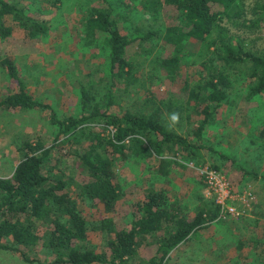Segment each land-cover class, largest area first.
I'll return each mask as SVG.
<instances>
[{"label": "rangeland", "instance_id": "rangeland-1", "mask_svg": "<svg viewBox=\"0 0 264 264\" xmlns=\"http://www.w3.org/2000/svg\"><path fill=\"white\" fill-rule=\"evenodd\" d=\"M3 1L20 11L22 18L32 19L43 28L37 32L6 16L4 27L9 33L0 34V60L13 61L25 90L42 107H7L6 100L17 93V85L0 65V178L13 174L24 140L46 147L52 144L57 131L50 123V111L62 120L88 116L94 106L100 111L104 109L108 92L107 51L101 38L85 36L84 25L92 9L110 7L111 18L122 34L129 38L153 34L149 40L127 48L125 56L134 69L126 84L123 79L117 81L113 89L116 105L111 112L154 119L187 143L162 154L171 162L167 176L158 172L159 158L147 155L139 147L127 148L124 156L115 155L113 173L119 186V200L111 213L104 211L102 203L81 201L76 195V186L86 178L73 155L88 144L84 137L58 142L43 172L56 176L61 170L72 176L70 193L82 215L90 221L111 218L117 230L129 228L138 204L150 191L164 193L168 204L187 221L194 220L201 210L216 209V219L202 224L183 243L169 250L163 264H264V141L260 137L264 93L250 98L254 84L250 66L225 65L214 54L217 50L213 46L206 50L199 43L190 42L173 79L154 71L153 61L172 52L170 47L163 48L162 38L166 28L176 24L174 16L149 7L156 0ZM258 1L240 0L245 7V21L221 16L209 43L237 45L243 52L264 59V21L255 25L252 14ZM218 73L228 81L223 89L227 101L202 129V105L191 100L189 92L197 91V86L204 88ZM84 92L87 109L82 103ZM173 112L179 113V123L171 125L169 117ZM83 128L101 138L114 132L112 126L100 119H89ZM204 168L216 171L228 184L232 215L227 210L221 213L214 203L213 193L207 191L200 175ZM161 237L159 232L146 238L139 257H153ZM90 240L96 246L103 242L96 233L90 235ZM30 256L43 262L52 260L40 250ZM0 264L36 263L24 262L17 253L0 251Z\"/></svg>", "mask_w": 264, "mask_h": 264}, {"label": "trees", "instance_id": "trees-1", "mask_svg": "<svg viewBox=\"0 0 264 264\" xmlns=\"http://www.w3.org/2000/svg\"><path fill=\"white\" fill-rule=\"evenodd\" d=\"M163 15H172L176 24L166 28L162 42L163 48L170 47L171 53L158 56L153 61L154 71H161L171 79L178 72L183 58L188 53L190 42L199 43L206 50L213 46L215 55L225 65L232 63L250 66V78L254 80L250 88V98L264 93V59L245 53L240 46L217 45L209 43L216 23L220 17L245 21V7L240 0H156L149 6ZM254 24L264 21V0L252 8ZM11 16L22 26L37 32L43 30L29 18H22L20 11L0 0V34L9 31L4 27V18ZM108 8H94L90 12L84 31L87 38H101L107 51L106 77L108 92L106 105L102 111L96 106L88 116L79 119H58L50 111V123L56 135L49 147L37 141L24 140L19 146L20 160L13 174L7 179L0 178V251L17 253L24 262L36 264H163L169 250L183 243L188 236L204 223L216 219L218 213L204 209L198 216L187 221L179 217L178 210L168 204L162 192L150 191L138 204L133 213V221L128 229L117 230L111 218L90 221L78 208L77 201L71 196L70 188L74 183L72 176L59 171L53 176L44 173V164L49 161L58 142H68L71 138L84 137V148L73 155L86 180L77 185L76 194L81 201L102 203L104 211L111 213L119 200V186L114 181V156H124V151L139 147L147 155L159 158L158 172L167 176L170 161L162 158L164 152L171 153L177 146H185L186 141L167 130L158 121L144 116L127 113L118 116L111 112L116 105L113 89L119 79L129 81L133 66L126 58V50L132 43L147 41L153 34H136L128 37L122 34L117 22L111 18ZM223 56H220V52ZM219 52V53H218ZM10 79L16 82L17 93L6 100L11 109H35L42 107L27 93L16 68L10 58L0 60ZM216 80V82H214ZM227 78L217 74L205 83V87L189 92V98L202 105L203 129L211 116L226 101L223 90ZM221 88V89H220ZM202 91L203 93H198ZM83 108L87 109L88 98L82 93ZM198 103V104H199ZM89 119L104 120L113 127V134L100 137L91 130L83 128ZM264 141V125L260 131ZM51 171L54 168L50 169ZM162 232L155 255L148 260L139 257V249L148 237ZM92 233L103 238L101 246L90 240ZM41 251L51 256L50 262H43L30 253Z\"/></svg>", "mask_w": 264, "mask_h": 264}, {"label": "built area", "instance_id": "built-area-1", "mask_svg": "<svg viewBox=\"0 0 264 264\" xmlns=\"http://www.w3.org/2000/svg\"><path fill=\"white\" fill-rule=\"evenodd\" d=\"M207 191L213 193V201L218 206L221 213L229 212L231 215L234 212L233 208L228 204L231 200V190L228 189V184L214 170L204 168L200 171Z\"/></svg>", "mask_w": 264, "mask_h": 264}, {"label": "clouds", "instance_id": "clouds-1", "mask_svg": "<svg viewBox=\"0 0 264 264\" xmlns=\"http://www.w3.org/2000/svg\"><path fill=\"white\" fill-rule=\"evenodd\" d=\"M169 118H170V121H171V125L179 123V113L173 112V113L170 114Z\"/></svg>", "mask_w": 264, "mask_h": 264}]
</instances>
